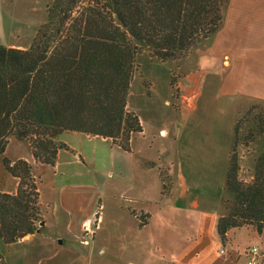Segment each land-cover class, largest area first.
Listing matches in <instances>:
<instances>
[{
	"label": "crops",
	"instance_id": "1",
	"mask_svg": "<svg viewBox=\"0 0 264 264\" xmlns=\"http://www.w3.org/2000/svg\"><path fill=\"white\" fill-rule=\"evenodd\" d=\"M1 4L2 0L0 33L4 35L16 29V21L10 19L7 12H1ZM12 15L15 14L12 12ZM3 40L0 45L7 48L27 50L30 47L13 43L7 36ZM182 64L186 71L178 82L181 99L179 108L174 110L180 125L176 124L175 113L168 110V124L160 126L157 133L165 141L175 142L189 123L199 120L194 117L201 110L206 88L210 87L207 110H212L215 117L211 124L213 130L205 143L192 141L197 152L193 159L204 161L203 170L186 173L179 170V161L183 159L180 149L168 164L163 161L168 153L159 152L154 160H139V165L150 169L148 164L152 163L158 172L161 168L167 170L169 192L163 189L160 172L154 179L155 192L150 184L142 185L144 178L141 175L138 179L133 169V164H137L134 140L138 136L145 137V125L140 116L143 131L133 137L131 152L107 146L109 140L80 133L60 136L59 142L68 150L59 151L53 167L37 165L29 149L16 152L11 160H25L34 166L40 181L43 176L48 177V187L46 191L39 187L43 232L10 245L8 264H93L96 253L98 256L111 253V259L116 257L117 264H245L254 246L260 249V264H264V227L261 233L254 227L230 231L224 245L216 232L218 220L225 214L224 191L233 127L253 106L264 107V0H230L221 30L203 42ZM149 76L152 88L162 82L169 84V77L161 80L162 75L156 71ZM164 90L165 100L168 94L167 89ZM164 103L167 106V100ZM221 110L224 116H220ZM204 125L205 121L198 122L199 127ZM86 142V147L93 144L92 150L83 145ZM99 143L104 145L100 151ZM201 144L208 145L207 155L200 154ZM254 148L257 154L264 151V133ZM91 165H98L103 182L78 186L62 180L66 176L88 177ZM107 179L118 180L124 187L119 189ZM253 179L254 175L250 181ZM17 186L18 183L11 193L16 192ZM134 213L149 215L148 225L139 227ZM93 218L97 225L94 239L83 245V226ZM153 223L170 231L144 234ZM174 223L178 224V229L171 232L169 225Z\"/></svg>",
	"mask_w": 264,
	"mask_h": 264
},
{
	"label": "trees",
	"instance_id": "2",
	"mask_svg": "<svg viewBox=\"0 0 264 264\" xmlns=\"http://www.w3.org/2000/svg\"><path fill=\"white\" fill-rule=\"evenodd\" d=\"M229 2L54 0L29 49L0 45V158L14 137L30 144L37 164L53 167L67 149L58 141L65 133L100 137L131 152L133 137L143 131L127 109L138 56L147 51L160 63L182 61L221 30ZM255 110L261 111L256 129L242 144L255 143L264 133V109L253 106L234 125L225 214L216 227L223 245L230 231L264 227V151L253 159V181L239 177L240 130ZM3 167L18 181L15 193L0 190V245L9 246L44 227L32 165L4 159Z\"/></svg>",
	"mask_w": 264,
	"mask_h": 264
},
{
	"label": "rangeland",
	"instance_id": "3",
	"mask_svg": "<svg viewBox=\"0 0 264 264\" xmlns=\"http://www.w3.org/2000/svg\"><path fill=\"white\" fill-rule=\"evenodd\" d=\"M53 1L54 0H2L3 4H1V6L3 7V10L1 12H3V14L4 12L5 13L7 12V16H9L10 19L11 18L13 20L15 19L14 21H16V27H15L16 29L4 33V35L0 33L1 42L4 41L3 40L4 36H7L9 40L12 41L13 43L24 45L26 47L31 46L37 34L38 29L47 20L48 17L47 10L48 7L52 5ZM12 12L17 16L12 15ZM194 50L191 52V54H193ZM183 60L177 62L160 63L155 59L151 58L147 51H143L137 58L136 71L131 84V91H130L127 109L129 112H133L137 116H140L141 119L144 121L143 126L145 125L144 126L145 137L138 136V138L134 140L133 143L134 156L136 158L135 161L137 163V164L135 163L133 164V169L137 173L136 176L138 177V179H140L141 175L142 178H144L143 180L144 184L142 185H145L146 183V187H147L150 184L151 189L154 192L157 189L155 183L156 181L154 179H157L159 172L161 173L160 175L163 179V185H165L166 187V190L164 191L169 192V188H168L169 185L167 183V179L165 178V175L167 174V170L165 169L163 170V168H161V170L158 172V169L155 168L154 164L152 163L148 164L150 169L147 167L146 168L142 167L139 165L141 163L139 162V160L140 161L142 159L154 160V158L158 156L159 152L161 154L168 153L164 156V160H163L168 164L170 163L172 155L175 153V151L178 153L180 149L183 159L182 161H179L180 162V165L178 166L179 170H183L185 173L191 170L202 171L203 170L202 162L204 161L193 159V156L197 152H194L195 146L192 141L205 143L206 137L211 136L213 130L211 124L214 123L213 120L215 119V117L212 114L213 113L212 110L211 111L207 110V107L209 105L210 94L212 93L211 88L208 87L206 88L205 96L201 101V110L196 115V117H194V119H199V120H197L196 122L189 123L188 128L185 129L183 132L179 133L180 136L177 137L175 142H172L171 140L168 139L165 141L157 133L160 126H165L166 124H168V120L170 119V114H168V110L174 112V110H177L179 108V101L181 99V90L178 87V82L182 80L183 78L182 74L183 72L186 71L185 64H182ZM155 71L158 72V74L162 75L161 80H163L164 76H165L164 78L169 77L168 78L169 84L164 85L162 82V84L156 85L154 88H152L153 81L150 80L149 74ZM173 77L176 80L174 87L172 86ZM164 89H167V94H168V97L165 100L163 96V94L166 95ZM166 100L168 107L165 106L166 104L164 103L166 102ZM259 107L264 109V107L261 106ZM260 113H261L260 110H255L250 115V117H248L249 122L242 123L243 125L240 130L239 138L241 139L242 142L238 147L239 164L241 166L239 177L242 181L246 183H251L250 178L251 176L254 175L253 159L258 154L255 153V148H254L255 143L250 144V146L248 147H246L242 143L244 142V140H246L248 136H250L249 134L250 131L256 129L255 128L256 123H254L255 122L254 119H256V116ZM219 114L220 116H224L225 112L221 110L219 111ZM245 114L240 116L237 119V121L239 119L245 118ZM174 116H176V113L174 114ZM177 119L178 117L176 116V122H177L176 124L178 126L180 124H178L179 120ZM200 121H205V125L199 127L198 122ZM224 121L226 120L224 119ZM68 134L71 133H66V135ZM68 137L69 136H66L65 138L67 139V141L69 140L70 142L71 139ZM233 140H234V127H233ZM86 144L87 142L83 145L86 147ZM173 144H175L176 147H173L172 146ZM108 145L111 146L112 148L110 142L109 144H107V146ZM103 146H104L103 144L99 143L98 150L99 151L102 150ZM221 146L225 147L226 145L222 144ZM93 147H94L93 144H90V146L86 148H88V150H92ZM201 148L202 151L200 152V154L207 155L209 151L208 145L201 144ZM28 149L32 153L30 144L28 142H19L14 137L9 138L7 150L5 154L0 158V190L2 192H6V193L13 192V190L15 189V184L18 183L16 179L12 178L5 171L3 167L4 159L13 162L11 160V157H14V154L16 152H24V150L28 152ZM63 150H68V149H63ZM120 162L121 161H119V163ZM121 164L123 165V162H121ZM91 166L93 167L90 168L91 170H89L88 172V177L69 178L68 176H66L62 180L64 181L69 180V183H77L78 186L83 185V183L86 182L87 183H92L93 181H95L96 183L103 182L104 179L102 178L101 180L100 174L102 173L98 165L96 167L94 165ZM32 167H33V172L38 180V186L46 191L48 187V183H47L48 177L43 176L40 181V179L37 176L35 167L34 166ZM107 182L116 184V186L119 189L124 187V184L122 185L118 180L111 181L107 179ZM134 214L135 215L137 214L139 227H141V224L143 222L142 219L144 220V222L145 220H147L146 218L147 214L146 215L143 213L141 214L134 213ZM98 216L99 214L97 215V217ZM42 223L40 224V226H42ZM96 226L97 225L95 223L94 218L91 219V230L94 232L92 240L94 239L95 236ZM159 226L160 225L156 223L151 224V229L146 230L144 234H149V233L154 234L155 232L160 233V231H163L165 229V228L161 229V227L159 228ZM169 226L170 227L172 226L171 232H175L176 229H178V224L174 223V224H170ZM165 230L170 231L168 230V228ZM83 237H84V230H82L81 240ZM144 238H147V236H145ZM92 240H90V242ZM9 246L0 245V251L2 255V258L0 259V264H8L7 258H8V254H10ZM114 258L116 257H112L111 259V253H108L106 256H102V254L98 256V254L96 253L93 259V264H117L118 262H116Z\"/></svg>",
	"mask_w": 264,
	"mask_h": 264
},
{
	"label": "built area",
	"instance_id": "4",
	"mask_svg": "<svg viewBox=\"0 0 264 264\" xmlns=\"http://www.w3.org/2000/svg\"><path fill=\"white\" fill-rule=\"evenodd\" d=\"M83 230H84V237L82 238L81 241L84 245H88L94 235V232L91 230V220L85 222L83 226ZM260 259H261V251L258 247L254 246L250 248L245 264H260Z\"/></svg>",
	"mask_w": 264,
	"mask_h": 264
}]
</instances>
